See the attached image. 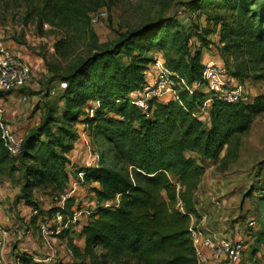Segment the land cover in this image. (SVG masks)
Instances as JSON below:
<instances>
[{"label":"trees","instance_id":"obj_1","mask_svg":"<svg viewBox=\"0 0 264 264\" xmlns=\"http://www.w3.org/2000/svg\"><path fill=\"white\" fill-rule=\"evenodd\" d=\"M23 1H40L43 8L64 13L73 11L79 0ZM213 18L220 21L222 37L233 31L228 20L219 15ZM247 23L238 31L242 30L241 44L249 64L236 70L233 77L243 80L244 74L264 78V18ZM167 25L158 21L135 32H121L113 45L62 74L61 80L66 81L63 111L60 116L46 111L42 122L28 135L24 133L18 154L10 155L0 137L3 157H21L25 162L27 186L46 183L55 191V204L41 209L35 198L22 195L32 206L33 221L44 215L55 219L56 210L60 211L61 236H66L72 225L75 201L70 195L60 204L71 183L68 166L75 167V178L78 171L83 172L82 183L90 184L96 202L79 229L83 245L71 237L67 240L75 264H197L190 224L193 217L197 220L200 216L196 192L204 172L202 161L218 157L223 148L222 159L234 157L238 134L264 110V92L236 101L213 96L208 119H204L193 114L209 94L201 87L192 93L180 89L181 102L150 98L147 111L131 102L129 93L141 87L145 69L153 61L142 52L153 44L148 33L165 32ZM208 31L197 25L195 34L201 44L211 42ZM187 41L188 36L179 45L172 41L176 55L166 53L161 57L170 70L191 83L201 77L203 62L201 49L191 51ZM78 121L84 123L90 135L109 143L122 167L103 161L75 166L68 152L79 136L75 126ZM54 122L57 124L52 128ZM187 151L198 156L188 155ZM116 198V202L108 203ZM15 255L22 264H62L44 261L28 251Z\"/></svg>","mask_w":264,"mask_h":264},{"label":"rangeland","instance_id":"obj_2","mask_svg":"<svg viewBox=\"0 0 264 264\" xmlns=\"http://www.w3.org/2000/svg\"><path fill=\"white\" fill-rule=\"evenodd\" d=\"M100 9L106 15L92 21L91 14ZM218 15L233 24V31L224 37L220 21L213 18ZM261 16L264 18V0H79L73 11L64 13L47 10L40 1L27 4L23 0H0V32L30 62L32 69L30 79L20 92L0 95L4 115L15 130L26 135L42 122L46 111L60 116L65 105L63 90L58 88L62 74L73 70L96 51L113 45L121 32H135L158 21L168 23V30L148 33L153 44L142 51L145 56L154 60L166 53L176 55L172 41L179 45L188 36L187 46L191 51L199 47L201 53L219 55L220 61H216L228 67L229 77L235 82L239 79L232 78L234 72L249 64L241 44L242 30L238 28L247 22L254 23ZM197 25L209 30L210 43H200L195 34ZM242 77L249 97L264 92V78L244 74ZM56 124L51 123V127L55 128ZM80 131L68 152L75 166L87 165L93 154H98L99 161L109 166H123L113 156L108 142L98 135H90L86 128ZM237 137L239 145L234 157L222 159L223 148L218 157L202 161L204 172L196 192L200 216L197 220L193 217V222L216 237L241 236L246 247L240 264H264V110ZM85 139L89 141L91 153ZM187 154L198 156L193 151ZM73 168L68 166L71 181H78ZM26 182L25 162L21 157H3L0 147L1 220L8 229L0 245L2 263L22 264L15 255L17 252L28 251L40 257L51 246L55 261L75 264L67 240L71 237L73 242L83 245L79 229L96 202L90 184H77L72 206L76 217L71 220L66 236H61L62 229L54 217L44 215L37 216L35 221L31 219L32 206L22 195L35 198L41 209L55 204V191L46 183L27 186ZM116 201L117 198L108 203ZM248 219L254 220L252 226L247 225ZM40 224L46 227V232L40 230Z\"/></svg>","mask_w":264,"mask_h":264},{"label":"built area","instance_id":"obj_3","mask_svg":"<svg viewBox=\"0 0 264 264\" xmlns=\"http://www.w3.org/2000/svg\"><path fill=\"white\" fill-rule=\"evenodd\" d=\"M106 15L103 9L93 12L91 20L97 21L99 18ZM30 62L17 53L12 47L11 43L4 38L0 32V90L4 92H20L21 88L25 86L31 76ZM234 78V77H232ZM66 81L60 80L58 88H65ZM203 88L209 94L203 100L199 109L193 114L208 119V107L213 96L220 97L227 101H236L240 99L250 98L247 95L246 86L242 80L233 82L229 77L227 66L223 63H218L216 60L209 58L203 62L202 74L199 79L188 83L184 77L170 70L164 63L161 56L155 57L154 60L145 69V81L137 90L129 93L131 102L147 111L149 109V99L157 98L166 100L168 98H175L179 100V90L186 89L192 93L196 88ZM55 89L52 90V92ZM22 97L21 93L19 94ZM179 102H181L179 100ZM84 126V125H83ZM24 133H18L4 115V106L0 101V137L4 147L10 155H16L21 149ZM87 150L91 153L89 141L85 139ZM98 157V158H97ZM96 159H98L96 161ZM98 154H93L87 164H98ZM82 171L77 172V180L71 181L68 188L62 194L60 204L66 197L74 195L77 184L82 183ZM2 203L0 199V245L2 240L8 235V229L4 226L1 220ZM33 212H36L34 209ZM76 214L73 209L72 219ZM62 214L59 210L55 212V220L60 222ZM71 219V220H72ZM253 219L247 220V225L252 226ZM42 232H46V227L43 224L39 225ZM191 237L195 246L197 254V264L210 263L214 264H239L246 247V243L241 236H221L216 237L211 235L198 226L191 220L190 224ZM71 251V249H69ZM54 251L50 246V250L44 256H38L44 261L54 260ZM0 264H11V262H3L0 258Z\"/></svg>","mask_w":264,"mask_h":264},{"label":"crops","instance_id":"obj_4","mask_svg":"<svg viewBox=\"0 0 264 264\" xmlns=\"http://www.w3.org/2000/svg\"><path fill=\"white\" fill-rule=\"evenodd\" d=\"M201 56H202V62L206 61V60L209 59V58H212V59H215V60H217V61H220V60H219V59H220V56H219V55H212V56H209V55L204 54V53L202 52ZM81 124L83 125L82 122H76V124H75V126H76V128H77V130H78L79 133H81L82 131H80V130L84 128V126H82ZM16 131H17L18 133H23L21 130H20V131H19V130H16ZM192 221H193V218H192Z\"/></svg>","mask_w":264,"mask_h":264}]
</instances>
